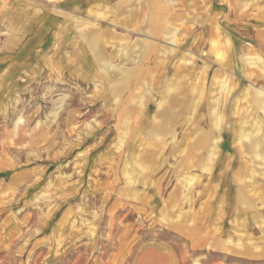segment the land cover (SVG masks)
<instances>
[{
  "label": "rangeland",
  "instance_id": "rangeland-1",
  "mask_svg": "<svg viewBox=\"0 0 264 264\" xmlns=\"http://www.w3.org/2000/svg\"><path fill=\"white\" fill-rule=\"evenodd\" d=\"M260 1L226 4L256 16ZM53 5L0 0V71L7 60L31 73L10 97L1 90L20 68L0 78V264H264V111L251 89L235 99L264 87L259 47L208 34L209 0H122L61 15L69 44L57 34L35 49L47 26L36 19ZM227 166L243 207L259 212L247 238L178 226L207 177L232 210Z\"/></svg>",
  "mask_w": 264,
  "mask_h": 264
},
{
  "label": "crops",
  "instance_id": "crops-1",
  "mask_svg": "<svg viewBox=\"0 0 264 264\" xmlns=\"http://www.w3.org/2000/svg\"><path fill=\"white\" fill-rule=\"evenodd\" d=\"M121 1L122 0H58V6L53 5L55 9L59 11L58 14L56 12L48 11V13H43L36 19V22L38 23L37 27H39V21L41 19H43L42 23H47V26L41 27L42 29H40V33L42 38L35 49L41 48V50H50V48H52L57 41V34L61 36L58 38L60 39L61 45L69 44V39L71 38L70 35L73 33H71L72 28L67 27V23L63 22L64 19H69L72 17L88 18L89 12L99 13L102 12V10H105L107 7H111V9L113 8L114 10L117 7V4H119ZM209 2L210 6L208 17L214 19L217 22L218 27L210 26L208 34L209 32L211 34H217L216 30L218 29L219 33L227 36L234 45H238L240 42L247 43L249 40H252L259 47V52L264 57V13L260 11V8L259 14L256 16H249V12L247 10L245 12H240V14L236 16V13L234 14L233 11L229 10L227 7L226 0H209ZM259 4H261L260 0ZM61 15H65V18L63 19ZM44 16L47 18L46 21L45 18H43ZM261 60L262 58H259L258 60L259 74L260 67L263 66ZM247 62L249 65L254 66L252 65L253 61L248 60ZM255 63L258 62L254 61V64ZM41 65L42 63L38 58L34 59L30 66L35 67ZM12 66L19 67L20 69H18L15 76L10 79L8 85L3 87L5 89L1 90L4 93H10L8 97H10L12 92L15 94L21 93L22 88L26 87L27 81H29L31 78L29 69L24 70L22 64L7 60H3L1 62L2 69L0 71V78L4 73L7 75L8 69ZM251 79L252 78H250V80ZM250 84L251 87L247 88H250L254 93L255 101L257 102L256 104L258 106H262L264 111V87L254 85L253 83ZM246 89L238 94L235 99L239 98L241 100L247 98L251 91L250 89L246 91ZM4 93L3 96L5 95ZM235 103L233 102L232 110L230 112L231 115L234 114ZM158 109V115H164V110L160 108ZM232 119L236 121V115L228 120V125L230 127L233 126ZM240 141H242V139L238 140L236 138L235 141L230 140V158H239V153L235 147L236 143ZM228 161L230 164L233 163L231 165L232 168H234L238 163L231 162L230 159ZM230 171L231 170L227 166L225 169L224 178L226 186L231 187L234 191V196L231 199L232 202H234L232 210H228L221 204V197L215 198L213 196V190L210 189V180L209 177H207L205 179L206 181L203 182L201 187H198L197 189H191V193L188 194L186 205L182 206L183 212L181 216L183 222L181 224L179 223L178 226H185L193 229L200 228L203 233L217 241H223L226 239L244 240L247 238L248 228L253 227V225L259 221V212L249 211L247 210L248 208L243 207V202L245 201L242 198V194L237 191L236 187L231 185L230 177L232 178V176ZM197 183L198 182H196L195 185L199 186ZM192 187H194V185ZM200 193L203 194L201 197Z\"/></svg>",
  "mask_w": 264,
  "mask_h": 264
},
{
  "label": "bare ground",
  "instance_id": "bare-ground-1",
  "mask_svg": "<svg viewBox=\"0 0 264 264\" xmlns=\"http://www.w3.org/2000/svg\"><path fill=\"white\" fill-rule=\"evenodd\" d=\"M252 65H253V63H252ZM253 82H255V81H253ZM253 84H254V83H253ZM249 89H250V88H247L246 91L249 90ZM263 91H264V88H263ZM258 93H259V90H258ZM240 139H242V137L239 135V139H238V140H240Z\"/></svg>",
  "mask_w": 264,
  "mask_h": 264
}]
</instances>
